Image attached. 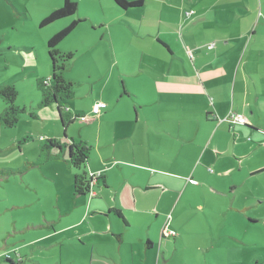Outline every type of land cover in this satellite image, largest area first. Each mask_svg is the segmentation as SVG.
Here are the masks:
<instances>
[{"label":"crops","instance_id":"0c3cea01","mask_svg":"<svg viewBox=\"0 0 264 264\" xmlns=\"http://www.w3.org/2000/svg\"><path fill=\"white\" fill-rule=\"evenodd\" d=\"M101 1L94 15L77 14L84 19L80 23L92 18L93 27L101 30L108 7L114 26L127 36L144 35L148 48L132 59L128 49L112 44L110 71L85 80L90 84L87 104L67 103L72 114L90 119L74 120L78 127L70 126L73 121L65 130L54 127L61 118L55 105L31 106L35 119L47 123L42 138L58 139L67 148L61 157L39 165L37 180L18 179V201L6 211L23 210L22 218H14L8 228L0 259L35 264L30 259L73 241L87 258L84 264H141V257L148 264L147 247H155L160 233L152 234L154 213L159 218L161 206L167 212L176 203L173 212L177 205L182 211L178 227L170 228L178 230L180 240L195 237L207 263L215 259L212 253L226 257L223 248H228L241 255V264H248L251 255L254 264H264V0H148L156 9L142 10L140 23L133 11L120 16L114 3L103 6ZM60 50L68 51L64 43ZM129 97L135 101L121 103ZM99 101L108 108L91 120ZM5 108L0 103V114ZM230 111L242 113L249 123L225 121ZM9 129L0 124V151L10 148L3 142ZM72 141L91 146L87 173H102L91 194H74L77 170L68 161ZM49 178L57 184L52 207L60 214L52 210L51 217L42 216L38 210L28 217V206L41 199ZM136 216L144 218L140 243L131 242L125 250ZM35 217L39 220L32 222ZM28 229L37 230L36 237H28ZM43 229L46 235H39ZM146 238L152 243L145 246L147 255L141 248ZM225 264L233 262L227 258Z\"/></svg>","mask_w":264,"mask_h":264},{"label":"rangeland","instance_id":"374dc122","mask_svg":"<svg viewBox=\"0 0 264 264\" xmlns=\"http://www.w3.org/2000/svg\"><path fill=\"white\" fill-rule=\"evenodd\" d=\"M75 1L79 4V12L77 11L73 16L42 26V21L50 12L62 6L64 0H0L2 2L0 4V84L9 82L15 85L18 92L16 105L26 107V109L30 110L32 105L34 106L41 100L40 92L37 88V79H47L49 71L52 70L51 59L47 49L49 38L57 31L68 26L74 16L78 18V13L83 15L87 12V14L94 15L95 5L100 4L99 0ZM107 1L113 5V0H102L103 6H107ZM155 9L156 7L151 5V1L147 0L146 5L140 8L130 9L129 11L135 13L136 20L140 23L142 22L140 17L142 10H147L152 13ZM106 10L108 13H105L108 17L106 20L107 25L101 28V30L95 29L91 24L92 18H89L85 23H79L76 29L62 41V44L64 43L67 47V52L75 53V57L68 64L65 76L75 84V96L68 102L78 107H84L87 104V99L84 94L87 89L86 87L89 88L90 84L85 83L86 78L97 75L100 72L104 74L110 71L109 68L112 58L107 51H109L112 44L121 46L125 51L128 49L132 53V59H138L149 45L146 43V37L144 35H135L133 32H131L133 36L123 34L111 22L112 11L108 7ZM148 25L145 24V26ZM102 32L105 33L104 39H101L103 36ZM103 47L105 51H103ZM95 84H98V82ZM136 86L139 87L137 84ZM94 96H96V93ZM88 100L93 101L91 96H88ZM125 101L133 103L135 100L129 97L124 101L121 100V103H125ZM0 103L4 104L1 98ZM54 111L57 112L56 110ZM56 122L53 126L60 129L62 126L61 121L58 119ZM76 122L81 123L79 120ZM45 124L47 123L42 119L34 120L27 111L23 112L17 125L9 129L11 133L10 137L8 136L3 139L4 144H7L10 148L4 152L0 151V171L4 170L9 172L6 176H0V243L2 245H5L4 238L8 228L13 225L14 218L18 222L22 218L21 214L23 210L6 211L9 203L13 204V202L18 201L16 196V192L19 191L17 188L18 179L22 180L23 176L26 175L28 178L37 180L39 176H42V166L29 168L28 165L30 162L28 158L34 160V158H37L35 156L39 155V144L45 134ZM73 125H75V122L70 126ZM75 126L78 127V125ZM13 138L16 140V144ZM21 161V165L23 166L20 165ZM20 168H22L21 171ZM60 179L58 177V184L60 183ZM44 184L45 187L43 190L40 189L41 199L33 205L28 206V210H30V213L26 211L28 217L36 216L39 212L38 210L42 212V216L49 213L48 215L51 217L52 210L60 214L58 207H52L57 202V184L52 182L51 178ZM175 205L168 209L167 212L161 206V216L159 218L156 216L158 213H154L152 234L156 232L163 233L166 227L168 230H173L171 228L174 226L178 227L176 223L178 221V212L180 210L182 211V209L181 205H177L176 210L173 212ZM49 207L50 211L46 210ZM38 220V217L31 219L32 222ZM143 220L144 218L142 216L133 217V233L126 240L125 250L129 249L131 242L140 243L138 234ZM65 222L66 217L62 223ZM205 222L209 226L207 219H205ZM193 223L194 219L192 220V225ZM159 224H161L160 229ZM35 231L38 233L37 230L28 229V237H36V234H33ZM47 231L43 229L39 235H46ZM173 231L178 233L177 229ZM160 233L156 239L155 247H147L148 255L145 249V246H148L147 238L143 242L144 245H141L142 250L148 256V264H209L197 251L195 237L189 241H185L180 240L177 235L161 240L162 236H160ZM161 244L162 247H160ZM78 249L80 248H78L77 242L65 241L63 248L61 246L49 248L45 250L46 254L42 255L44 257H35V259H30L31 261L29 263L34 261L35 264H84L83 262L86 256L77 253ZM223 249H225L226 257H222L220 253H212V257L215 259L213 261L208 259L210 264H225L227 258L233 264H241L242 258L239 253L233 252L232 249ZM252 258L253 255L249 256L248 264H254ZM4 259L2 258L0 260L5 262V264H9ZM141 259V264H147V258L141 257ZM215 260L216 263L214 262Z\"/></svg>","mask_w":264,"mask_h":264},{"label":"trees","instance_id":"16d2710c","mask_svg":"<svg viewBox=\"0 0 264 264\" xmlns=\"http://www.w3.org/2000/svg\"><path fill=\"white\" fill-rule=\"evenodd\" d=\"M113 3L116 5L114 7L115 13L117 15L120 14V16H123L130 9L144 6L145 0H113ZM78 9L79 4L77 1L64 0L62 6L50 12L48 16L42 21L41 25L45 26L55 21L73 16L77 13ZM192 13L193 10L187 11L185 14L189 17ZM107 18L108 17L106 15L104 22H106ZM82 21H84L83 18H78L71 21L68 26L57 31L53 36H51V38H49L47 42V49L52 65V70L50 71L51 74L47 77V79H37V88L41 96L38 107H50L55 105L58 108L59 116L61 117L60 120H62V126L64 127V130L69 127L72 121L74 122V120H80L81 122H85L82 120V117H87V115L72 114V112L67 107L68 101L75 96V84L66 78L65 71L67 70L68 64L75 57V53L67 51L64 52L60 50V44L62 41H64ZM212 46L213 43L210 44V47ZM123 94H125V96H131L130 93L125 91V89ZM17 96L18 92L14 84L9 82L0 84V98L6 105L4 112L0 114V124L10 129L17 125L23 112L27 111V113H29L32 118H37V113H35L34 110H28L26 107L16 105ZM99 102L106 103L104 101ZM97 103L93 105V108ZM93 108L92 113L94 118L92 117L91 120H94L95 117L100 114L94 113ZM107 108L108 104L106 103V106L102 110ZM238 114L243 115L242 113L230 111L224 120L230 122L232 125H244L249 123L244 115L243 116L246 118V122L237 121L236 116ZM88 120H90L89 117L86 121ZM65 134L67 135L66 132ZM66 148L67 144L62 143L58 139L42 138L39 144L40 155L36 160L30 162L29 165L32 167L39 166L48 160L59 158L61 157L62 153H65ZM53 150H55L56 153H53ZM90 152L91 146L83 141H72V143L69 145L68 161L72 164L73 168L77 170L73 181V190L74 194L76 195L91 194L96 182L100 178H103L101 172H93L90 174L87 173L86 166L89 161ZM8 173V171L1 170L0 176H6ZM192 182L195 181L192 179ZM177 234V232L168 230L166 227L163 230L162 238H172L177 236ZM151 244V241H148L147 245L150 246ZM256 264L260 263L256 262Z\"/></svg>","mask_w":264,"mask_h":264},{"label":"built area","instance_id":"2783aa9c","mask_svg":"<svg viewBox=\"0 0 264 264\" xmlns=\"http://www.w3.org/2000/svg\"><path fill=\"white\" fill-rule=\"evenodd\" d=\"M106 106V103H103V102H99L97 103L94 108H93V111L94 113H100L101 110ZM88 119V117H82V120L83 121H86ZM236 120L239 121V122H246V118L241 115V114H238L236 116Z\"/></svg>","mask_w":264,"mask_h":264}]
</instances>
